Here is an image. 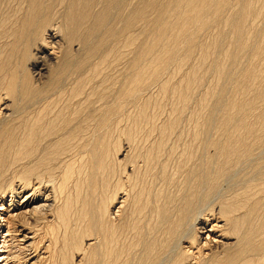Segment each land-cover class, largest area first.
<instances>
[{"label": "bare ground", "instance_id": "bare-ground-1", "mask_svg": "<svg viewBox=\"0 0 264 264\" xmlns=\"http://www.w3.org/2000/svg\"><path fill=\"white\" fill-rule=\"evenodd\" d=\"M0 101V264H264V0H0Z\"/></svg>", "mask_w": 264, "mask_h": 264}, {"label": "rangeland", "instance_id": "rangeland-1", "mask_svg": "<svg viewBox=\"0 0 264 264\" xmlns=\"http://www.w3.org/2000/svg\"><path fill=\"white\" fill-rule=\"evenodd\" d=\"M230 1H231V0H230ZM232 1H236V2H237V0H232ZM229 3H230V2H229ZM229 3H228V6H226V9L224 8V9H225L224 11H226V10L229 11L228 8H229L230 6H235V5H236V4L234 5L233 2H231L233 5H232L231 3H230V4H229ZM222 11H223V10H222ZM222 11H221V12H222ZM227 11L224 12V13H225V14L228 13ZM221 12H220V15L222 14ZM224 16H225V15L222 14V16H220V17L222 18V17H224ZM220 17H219V19H220ZM260 22H261V21H260ZM260 22H259V23H260ZM215 26H216V25H215ZM215 26L213 25V27H215ZM213 27L210 26V28H207V29L204 31V32L207 33V34L205 33L207 36H209V34L211 33V30H213V29H212ZM208 29H210V30H208ZM214 29H215V28H214ZM149 31H150V30H149ZM149 31H148V33L145 32V33H147L148 35L145 34V33H143L142 35H138V37L136 38V40H134L133 44H131V45L128 47L127 54H126L125 56H123V57L126 58V59H124V58L122 57V58L118 59L117 61H115L114 58H111L110 60H108L109 62L114 61V62H112V63H115V64H116L117 62L119 63V61L121 60V63H122V61H123L122 64L119 63V64H118L119 66L113 64V65H114V66H113V65H111V64L108 62V64H106V66H105L104 69H103V65L101 66V69H102V70L100 69L98 75L96 76L97 79H96V78H92V79L90 80V79H89V76H88L87 81H86L85 85L83 86V88H82V86H81V89H82L81 92L84 93L83 95H85L86 92L88 93V92H91V90L93 91L94 89H97V88L99 87L98 85L101 83V82H99V81H102V79L104 80V79H106V78H108V77H116V78L118 79V78L122 77V75H120V73L123 74V72H126V73H127V72H130V69H131L130 66H129V64H130V60L133 61V59L136 58V57H132V56H134L132 53H135V52H136L135 54H137V52L140 51L139 49L142 48L140 45L144 46V45H145V42H148V40L151 38V36H153V34L151 35V32H152V31H151V32H149ZM209 31H210V32H209ZM204 32H203V33H204ZM208 32H209V33H208ZM149 33H150V34H149ZM203 33H201V35L198 36V38H197L198 40L196 39L197 42H198V41L200 42L201 40H199V39H201V38H202V41H204V40H206V39L208 38L206 35L203 36V35H204ZM202 34H203V35H202ZM145 35H147V37L150 35V38L147 39V37H146ZM143 36H145V37L143 38ZM139 38H140V39H139ZM145 38L147 39V41L145 40ZM138 40H139V41H138ZM137 41H138V42H137ZM143 41H144V42H143ZM142 42H143V43H142ZM136 43H137L138 45H135ZM140 43H141V44H140ZM143 44H144V45H143ZM134 46L136 47V49H135ZM137 47H139V48H138V51H136V50H137ZM58 48H59V46H58ZM130 48H132V49H130ZM133 48H134L135 50H134ZM56 50H59V51H60V52H58V51L56 52V56L58 55L57 57H58V58H61V57H62V52H61V51L63 50V47H61V50H60V48H59V49H56ZM131 51H133V52H131ZM134 51H135V52H134ZM34 52H35V51H33V53H34ZM59 53H60L61 56L59 55ZM74 53H76V54H74ZM73 54H74L75 56L78 55L77 52H73ZM127 56H129V57H127ZM57 57H56V61H55V62H54L53 60H48V59H47V60H46V59H45V60L43 59V60L45 61V62H43V61H41V60L38 59L39 61H41L40 63H44V64H46V62H47V64H46L45 66H43L44 68H46V71H47V72L44 71V72L41 74V76H39V75L36 73V71H34V69H33V70L31 69V67H32L31 64H32V63H29V65H28V62L25 63L26 66H25V64H24V66L26 67V69H23L24 71H23L22 73H21V71H20L19 74H20L21 76H23V77H25V75H26L27 78H28V76H30L31 78H30V77L28 78V79L30 80V83H31V84H34L35 87L39 84V86H37V88H38V87H41V86H43V83L46 84V82H47L48 80L51 79V77H50V76H51V73L54 72V71H53L54 68L56 69L55 66H56V65L58 66L59 63L56 64V62H59L60 60H59ZM15 58H17L16 55L14 56L13 59H11V64H12V65H13L14 62H15V64L19 62V59H18V58L15 59ZM127 58H128V61H127ZM132 58H133V59H132ZM57 59H58L59 61H58ZM129 59H130V60H129ZM16 60H18V62H17ZM134 60H135V59H134ZM97 61H98V60H97ZM125 61H127V62H125ZM132 61H131V62H132ZM128 62H129V63H128ZM50 63H52V65L55 63V65H53L54 68L51 67L52 65H51ZM125 63H126V64H125ZM38 64H39V62H38ZM120 64H121L122 66H121ZM127 64H128V67L126 66ZM123 65H124V67H123ZM27 66H28V67H27ZM110 66H111V67H115L116 69L119 68L120 71H119V69H118V71L116 72V69L113 68V69H115V70H114V71L116 72V73H115V72L113 71V69L110 70V69H111ZM117 66H118V67H117ZM120 66H121V67H120ZM121 68H123V69H121ZM21 69H22V68H20V70H21ZM29 69H30V70H29ZM125 69H126V71H125ZM27 70H28V72H27ZM31 70H32V71H31ZM108 70H109V72H108ZM123 70H124V71H123ZM104 71L106 72L105 74H109L110 76H109V75H105V74H104ZM122 71H123V72H122ZM32 72H33V73H32ZM101 72H102V73H101ZM45 73H47V74H45ZM110 73H111V74H110ZM114 73H115V74H114ZM24 74H25V75H24ZM33 74H34V75H33ZM35 74H36V75H35ZM100 74H101V76H100ZM113 74H114V75H113ZM118 74H119V75H118ZM124 74H125V73H124ZM48 75H49V77H48ZM104 75H105V76H104ZM33 76H34V77H33ZM36 76H37V77H36ZM85 76H86V75H85ZM107 76H108V77H107ZM119 76H120V77H119ZM35 77H36V78H35ZM41 77H42L43 79H42ZM37 78H38V79H37ZM99 78H100V79H99ZM31 79H32V80L34 79L35 82H33ZM88 79H89V80H88ZM37 80H39V82H38ZM71 80H72V79H69L68 81L71 82ZM92 80H93V81L95 80V83L98 82V85L95 84ZM97 80H98V81H97ZM40 81H41V82H40ZM68 81H67L68 84L66 83V85H68L67 88H69L68 90H70L71 87H73V85H74V83H75L76 81H75L73 84H71L73 81H72L71 83L68 82ZM96 81H97V82H96ZM87 82H88V83H87ZM41 83H42V85H41ZM92 83H93V84H92ZM69 84H70V86H69ZM91 84H92L93 86H91ZM94 84H95V85H94ZM40 85H41V86H40ZM89 85H90V87H89ZM65 87H66V86H65ZM92 87H93V88H92ZM67 88H66V90H67ZM90 88H91V90H87V89H90ZM62 89H63V87H62ZM62 89L60 90V91H61L60 93H63L64 91H66L65 88H64V89H63L64 91L62 92ZM68 90H67V91H68ZM155 90H156V89H155ZM155 90H154V88H153L151 94H154V93H155V92H154ZM84 91H85V92H84ZM153 92H154V93H153ZM67 93H68V92H67ZM87 93H86V94H87ZM81 94H82V93H81ZM146 94H147V92H146ZM157 95H158V94H157ZM113 96H114V95H113ZM117 96H118V95L115 94V97H109V98H107L108 101H106V100H107V99H106V100H102V101L96 102V104H94L95 106H91V107H96L97 105L100 106L101 104H103V105H101L102 107H101V106H100V108L96 107V109L94 110V111H96V112H98V113L100 112L99 110H101V112H103L102 110L104 109V106H105V107L107 106V103H109V100H110V103H111V101H112L113 103H115V101H114L115 99H116V102H117V99H118ZM155 97H156V95H155ZM155 97H154V98H155ZM112 98H113V99H112ZM156 98H157V100H158V96H157ZM166 100L168 101L167 103H166ZM166 100H163V101H162V104H163V105L161 106L162 109L160 108L161 111L159 110V112H161V113L164 112V110H165V112L162 113V114L159 113V114L157 115V116H159V119H158V117L156 116V118L158 119V120L155 119V120H156V121H155L156 123H160V122H161L162 120H164L165 118H168V119H169V117H168L169 114L167 115V113H168L169 111H170L169 113L172 114V113H171V105H172V104H171L170 100H168V99H166ZM103 101H104V102H103ZM164 102H165L167 105H164ZM169 102H170V105H169L170 108H169V106H168ZM104 103H105V104H104ZM125 103H126V104L124 105V106H125L124 109H127V110H128V108H129V111H126V110H125V112H131L132 110H135V107H134V106L136 105V102H130V103H129L128 101H126ZM131 103H132V104H131ZM1 104H2V101H0V105H1ZM128 104H130V105H128ZM132 105H134V106H132ZM127 106H128V108H127ZM163 106H164V108H165L164 110H163ZM167 106H168V107H167ZM131 107L134 108V109H132ZM97 108H98V109H97ZM106 108H107V107H106ZM106 108L104 109V111L106 110ZM8 109H9V108H8ZM168 109H170V110L167 112L166 110H168ZM9 110H11V108H10ZM3 112H4V111H3ZM132 112H133V111H132ZM7 113H8V111L5 113V115H6ZM86 113H87V112H86ZM86 113H85V114H86ZM185 113H186V114H185ZM185 113H184V115H185L186 118L184 119V118L182 117V121H181V125H180V126H182V128H184V127H183L184 125H185V128H186V124H185V123H187V120H186V119H188L187 117L189 116V113L187 112V110H186ZM126 114H128V113H126ZM131 114H132V113H131ZM187 114H188V115H187ZM3 115H4V114H3ZM129 115H130V114H129ZM161 115H162V116H161ZM166 115H167V116H166ZM184 115H183V116H184ZM0 117H2V116H0ZM160 117H162V118H160ZM163 117H164V118H163ZM119 119H120V121H119L118 124H115V123H113L114 125L112 124V125H113V128H114V130H112V131H113V132L116 131V132L113 133V135H115V136H114V138H112L111 140H113V142H115L114 139L117 138V139H116V142H117V145L120 147V149H121L120 152H121V151L124 149V147L126 146L125 143H127V142H126L127 140L124 138L125 136L122 134V132H121L120 130L124 129V127H126V126H129L131 122H130L129 120H127L126 118H125L124 120H122V116H120ZM168 119H165L163 122L167 121ZM183 119H184L185 122L183 121ZM125 120H126V121H125ZM123 121H125L126 126H124L125 124L122 123ZM127 122H128V124H127ZM129 122H130V123H129ZM163 122H161V123H163ZM119 124H121V125L123 124V125H122L123 128H122V126H120ZM187 124H188V123H187ZM115 125H116V126H115ZM114 126H115V127H114ZM120 127H121V128H120ZM187 127H188V126H187ZM119 131H120V132H119ZM117 132H119L120 134L117 133ZM118 134H119V135H118ZM113 135H112V136H113ZM117 135H118V136H117ZM120 135H121V136H120ZM119 137H120V138H119ZM123 138H124V139H123ZM111 140H110V143L112 144L113 142H112ZM117 140H118L119 142H120L121 140H123V141H121V143H122L123 145H122L121 143H119ZM124 140H125V141H124ZM116 142H115V143H116ZM119 144H120V145H119ZM112 145H113V144H112ZM121 145H122V146H121ZM121 147H122L123 149H122ZM120 152L117 153V154H118V155H117V158H118V159L120 158V160H121L122 155L119 154ZM128 152H129V151H128ZM130 153H131V150H130V152L128 153V155H129ZM49 260H50L51 262H50ZM49 260H48V263L46 262V264H51V263H52V259H49ZM73 260H75V257L73 258ZM53 261L56 262V258H53ZM53 263H54V262H53Z\"/></svg>", "mask_w": 264, "mask_h": 264}]
</instances>
